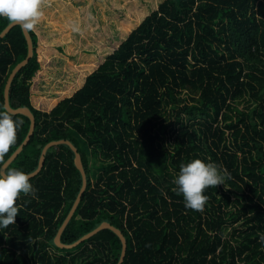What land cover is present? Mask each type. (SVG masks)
<instances>
[{"label":"trees","instance_id":"obj_1","mask_svg":"<svg viewBox=\"0 0 264 264\" xmlns=\"http://www.w3.org/2000/svg\"><path fill=\"white\" fill-rule=\"evenodd\" d=\"M93 3L41 0L33 55L8 93L35 128L6 169L35 170L51 140L77 147L87 185L63 243L107 221L126 238L121 264H264V0L114 6L106 22ZM9 23L0 16V32ZM26 55L16 24L0 38L7 113L4 86ZM10 114L22 125L4 161L30 124ZM196 157L231 174L204 190L202 211L186 208L173 182ZM30 182L35 196L21 194L15 224L0 229V264H117L121 241L108 228L72 248L54 243L82 183L68 145L51 147Z\"/></svg>","mask_w":264,"mask_h":264},{"label":"clouds","instance_id":"obj_2","mask_svg":"<svg viewBox=\"0 0 264 264\" xmlns=\"http://www.w3.org/2000/svg\"><path fill=\"white\" fill-rule=\"evenodd\" d=\"M41 0H0V16L19 24L24 30L33 29L41 16ZM22 125L10 113L0 110V166L10 147L16 143V133ZM231 179V174L215 162L203 158H193L179 167L174 184L182 194L186 208L202 211L208 200L204 190L210 186L223 184ZM36 189L30 182V174L19 167H9L0 172V229L15 224L19 209L16 200L21 195L35 196ZM264 244V235L259 236Z\"/></svg>","mask_w":264,"mask_h":264},{"label":"water","instance_id":"obj_3","mask_svg":"<svg viewBox=\"0 0 264 264\" xmlns=\"http://www.w3.org/2000/svg\"><path fill=\"white\" fill-rule=\"evenodd\" d=\"M14 25H16V23H12L10 22L1 32H0V38L3 37ZM22 29V28H21ZM23 35L25 37L26 43H27V55L26 57L21 60L20 62H18L14 68L12 69V71L10 72L5 86H4V107L5 109L10 112V113H21L26 115L29 120H30V124H29V130L28 133L26 135V137L24 138V140L22 141V143L16 148V150L7 158V160L2 164V166L0 167V172H3L6 167L8 166V164L18 155V153L22 150L23 146L25 144H27V142L29 141L30 136L33 134L34 128H35V117L33 115V113L29 110V108L27 107H17V108H13L11 107L10 103H9V97H8V93H9V87L11 84L12 79L14 78L15 74L17 73V71H19L27 62L28 60L32 57L33 55V44H32V39H31V35L29 33L28 30H24L22 29ZM59 144H66L70 147V149L74 152V164L76 166V168L79 170L80 174H81V179H82V183H81V187L79 189V192L69 210V212L67 213L66 217L64 218L63 222L61 223V225L59 226L56 235L54 237V243L59 246L60 248H72L74 246H76L77 244H79L80 242L88 239L89 237L93 236L94 234H96L98 231H100L101 229H105L108 228L110 230H112L120 239L121 241V253L118 259L117 264H121L123 262L125 253H126V238L123 235L122 231L113 226L112 224H110L107 221H102L98 226H96L94 229H92L91 231L85 233L84 235H82L81 237H79L77 240H75L72 243H63L60 240L61 234L65 228V226L67 225L68 221L70 220L73 212L75 211L78 203L81 200V196L84 192V190L86 189V185H87V177H86V172L84 170L82 161H81V156L80 153L78 152L77 147L68 139H57V140H51L49 142H47L42 150H41V154L39 156V160H38V164L35 170L29 172L30 177H33L34 175H36L41 168L44 165V160H45V154L46 152L54 146H57Z\"/></svg>","mask_w":264,"mask_h":264},{"label":"rangeland","instance_id":"obj_4","mask_svg":"<svg viewBox=\"0 0 264 264\" xmlns=\"http://www.w3.org/2000/svg\"><path fill=\"white\" fill-rule=\"evenodd\" d=\"M89 2H91L92 5H94L95 0H88ZM97 1V0H96ZM103 4V7L101 8L102 11V15H101V19H105V22L107 20H109L112 16L111 12H112V8L115 7H119L121 10L125 9L127 10L126 13L128 12V10H133V11H139L140 9H148V8H154L157 6V3L159 0H100ZM118 11H121V10ZM124 11V10H123ZM110 13V14H109ZM125 13H118V17H120L122 20H124L126 18ZM108 18V19H107ZM117 28V27H116ZM117 30V29H116ZM113 31V29H112ZM91 165L93 164V160L91 159Z\"/></svg>","mask_w":264,"mask_h":264}]
</instances>
